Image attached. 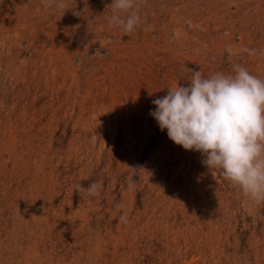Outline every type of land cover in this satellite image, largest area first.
I'll return each mask as SVG.
<instances>
[{"label": "rangeland", "instance_id": "374dc122", "mask_svg": "<svg viewBox=\"0 0 264 264\" xmlns=\"http://www.w3.org/2000/svg\"><path fill=\"white\" fill-rule=\"evenodd\" d=\"M111 3L0 2V264H264V201L149 115L190 70L264 80V0H135L126 36Z\"/></svg>", "mask_w": 264, "mask_h": 264}, {"label": "clouds", "instance_id": "9594fccd", "mask_svg": "<svg viewBox=\"0 0 264 264\" xmlns=\"http://www.w3.org/2000/svg\"><path fill=\"white\" fill-rule=\"evenodd\" d=\"M2 2V0H0ZM55 0H45L51 7ZM135 0H112L110 27L126 36L140 23ZM64 8L63 3L56 5ZM131 10V11H130ZM121 12L128 13L125 17ZM187 86L177 83L152 101L160 131L184 150L199 152L202 163L254 201H264V80L235 66L234 75L203 77L192 71ZM100 185L76 183L73 190L98 196ZM124 217H121L123 219Z\"/></svg>", "mask_w": 264, "mask_h": 264}]
</instances>
